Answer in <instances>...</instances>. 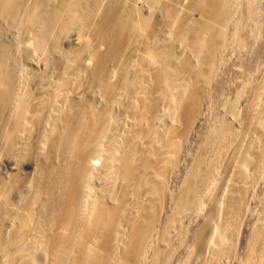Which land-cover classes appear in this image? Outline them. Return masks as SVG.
Here are the masks:
<instances>
[{"label":"bare ground","instance_id":"1","mask_svg":"<svg viewBox=\"0 0 264 264\" xmlns=\"http://www.w3.org/2000/svg\"><path fill=\"white\" fill-rule=\"evenodd\" d=\"M261 1L208 0L198 46H239L248 25L256 41ZM95 4L0 0L1 264H170L182 247L181 264H264V193L235 252L264 174V68L244 109L239 94L213 101L182 159L214 60L80 67L70 29Z\"/></svg>","mask_w":264,"mask_h":264},{"label":"rangeland","instance_id":"2","mask_svg":"<svg viewBox=\"0 0 264 264\" xmlns=\"http://www.w3.org/2000/svg\"><path fill=\"white\" fill-rule=\"evenodd\" d=\"M201 1L202 0H96L95 6H88V9H90L86 22L83 25L82 21H78L74 25L72 24L70 32L72 36H74H69L72 43L70 39L69 42L71 44L68 42L70 51H72H69L70 53L68 56L72 60L75 59L77 61L76 64L80 67L118 68L123 67L121 62L125 63L135 56L138 57L142 55H147L156 59L165 57L174 64L175 60L179 58L192 61L196 60L198 63H202L209 59L214 60L213 68L215 69H212L209 75L212 77V81L209 77L208 81H210L207 82L209 85H206L208 87L202 97L204 99H202L204 104L201 109V114L203 115L199 123H196L194 126L191 136L186 139V141H188H185L183 145L184 149L182 150L183 153H181L182 159L186 154L184 153L185 150L187 151L193 148V144L196 142V135L203 130V123L208 115L207 112L210 114L209 110L212 109L210 106H213V101L221 96L225 97L227 95V97L231 98L239 94L238 97L242 99L239 101V106L240 109H244L252 94L251 83L255 82L256 78L258 80V76H260L264 68V0L260 3L261 14L259 19L261 20H258L257 24L259 26L258 33L260 36H257L256 41L252 42V33L250 36L248 32H253V30L250 28L252 26L250 25L249 27L248 25L240 32L241 35L239 34L240 40L239 46L237 45L238 47H235V43H233V45L228 44L224 49L220 48L218 51V53L221 51L222 55L216 52L214 56H209V51L202 50L198 46L194 36L195 32L193 30L200 27L204 20H208L207 15L209 17L214 10L208 0H205L204 4ZM73 3L76 4L73 8V13L78 15L79 0H73ZM142 10L145 11L143 12ZM140 11L143 12V16ZM259 23L261 25H259ZM169 28H171L170 40L166 38V40L164 38L162 39L163 33L169 30ZM177 30L187 32L190 38L182 43V46L176 44L178 41V37L175 36ZM245 30H248L247 34L244 32ZM70 32L69 35L71 34ZM74 33H76L78 37ZM79 37H81V39H79ZM250 37H252V39ZM74 38H76L77 41ZM73 42L75 44H73ZM78 45H82L81 49L78 48ZM169 46L171 49H169ZM175 47L177 49H174ZM182 49H184V51ZM77 50L80 51L76 52ZM217 55L220 57L218 58ZM80 61H83V63H80ZM84 62L90 64H84ZM192 65H194L193 62ZM248 83H250V85ZM247 84L250 87H248ZM246 97L249 98L247 99ZM244 99L247 100V103L244 102ZM242 102H244V106L241 105ZM181 156H179L180 160H182ZM179 169H182V165ZM178 175H181V171H179ZM263 177L264 174L259 180H256L258 182L255 183L256 185L253 189L252 194L254 195H251L252 199L250 198L251 201L249 200V203H251H248L247 212L244 216L245 218H243L242 227L236 240L235 252H237V254L243 246L245 230L251 225L256 215L255 213L260 209V203L264 193ZM178 179L179 178H177V181ZM203 203L204 202H202V204ZM186 241L188 242V240ZM182 246L186 247V244L184 243ZM185 253L186 249L184 250V247H182L180 251L172 257L170 264H181L180 262L183 260Z\"/></svg>","mask_w":264,"mask_h":264}]
</instances>
